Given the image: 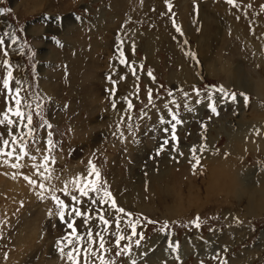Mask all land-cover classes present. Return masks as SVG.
Instances as JSON below:
<instances>
[{
	"label": "rangeland",
	"instance_id": "374dc122",
	"mask_svg": "<svg viewBox=\"0 0 264 264\" xmlns=\"http://www.w3.org/2000/svg\"><path fill=\"white\" fill-rule=\"evenodd\" d=\"M262 6L264 0H236V6L226 0H0V8L9 10L0 14V36L10 34L0 47V113L15 107L14 92L2 84L11 68L10 87L20 88L31 104L23 111L32 113L35 129L27 135L26 120L11 113L14 123L0 124V141H10L5 151L15 149L12 157L0 156V264H70L72 245L62 240L75 243L69 223L82 248L89 229L94 237L100 232L112 264H264V96L255 93L264 82ZM149 44L150 62L144 53ZM20 59L27 81L16 84L13 65ZM135 64L140 77L131 84ZM183 68L188 77L179 80ZM169 110L182 121L175 139ZM257 131L263 133L260 145L250 144L256 152L240 142L231 145L242 157L232 159L235 174H229L232 166L212 165L213 150L217 160L226 159L232 139ZM21 137L28 155L17 160ZM89 160L117 206L140 220L139 246V235L120 242L131 244L130 255H116L114 235L117 219L119 234H131L129 217L110 202L100 204L102 192L83 197L73 190L71 181L87 175ZM51 190L69 206L63 222ZM72 207L87 221L69 215ZM167 207L173 213H165ZM100 214L112 221L106 231ZM197 217L199 228L192 223ZM170 244H178L177 251ZM92 248H99L98 237Z\"/></svg>",
	"mask_w": 264,
	"mask_h": 264
},
{
	"label": "snow or ice",
	"instance_id": "6c2138e0",
	"mask_svg": "<svg viewBox=\"0 0 264 264\" xmlns=\"http://www.w3.org/2000/svg\"><path fill=\"white\" fill-rule=\"evenodd\" d=\"M226 2L232 6H236V0H226ZM264 7V6H262ZM169 8H171V5L169 4ZM9 11L8 9H2L0 8V14H2L3 12ZM177 32H181V29L179 27L176 28ZM182 34V32H181ZM10 34L5 32L3 33V36H0V47H3L5 41H4V37L9 36ZM11 39L13 41V43H15L16 41V37L15 36H11ZM4 55L7 56L8 53L5 51ZM121 57H123V52L121 51ZM193 58L194 54H193ZM4 65H9V61L8 60H4L3 61ZM121 64L126 63L125 59H121L120 60ZM134 72V70H133ZM151 72H149V76H151ZM14 79L11 68H9L6 77L3 79L2 84H3V88L8 90L9 95H12L14 92V96H13V103L15 105L14 108H8L4 113H0V116H2L3 118L0 119V124H5L7 123L8 125H12L14 123V121L12 119H10L9 117V113H11L13 116H15L19 121H25L26 123L23 124V126L25 128L28 129L27 135L31 136L32 133L34 132V128L32 127L33 124V115L31 112L25 113L23 111L24 108H31V104L28 102V100L26 98L21 97L20 92L21 89L16 87V88H11L10 87V83L11 81ZM111 79V78H109ZM121 79H124V77H121ZM154 79V78H153ZM16 84H19L20 82L17 80L15 81ZM115 83V82H113ZM218 91H220L221 93H224L225 90L223 87H220L218 89ZM114 92V89H113ZM149 92V103L152 102V98H151V89L148 90ZM169 95H171V93H169ZM197 95H199V92L197 91ZM232 95V99L235 100V96L236 94L233 93ZM241 96L244 97V101H245V106H247V102H248V97L247 95H245L244 93L240 94ZM197 103H199V101H197ZM37 109L40 108V105L37 104L36 105ZM113 107H115V105H113ZM165 107L167 108V104L165 105ZM209 107L211 108L213 113H216V109L215 107H213L212 105H209ZM132 108V104L131 102L128 103V109ZM191 110V109H189ZM169 113L172 115V119L176 122L175 124L172 125V129H173V139H175V127L176 124L181 123L182 121H180L179 119H177L176 114L172 113L171 110H169ZM129 119H131V117H129ZM161 123H164L163 119H161ZM48 127H51V125H48ZM117 131H119V127H117ZM167 131V130H166ZM9 135L12 136L11 139V144L12 145H16L17 144V137L15 135H12V133H9ZM122 135V133H121ZM21 140V144H20V154L16 156V159H22L23 156L28 155L27 151H26V144L23 143V137L20 138ZM0 143H2L3 146H0V156H7V157H12L15 149L13 148L11 151H5V148L9 146L10 141L7 139H3L2 141H0ZM168 141H165V144H167ZM49 144H51V141H49ZM203 150V149H201ZM193 152H195V149H193ZM195 158V156H194ZM49 159L48 156L44 157V160L47 161ZM5 163H7V161H5ZM197 163H199V160L197 159ZM12 167H18L17 164H13ZM41 168H44L45 172H48V168L46 167V165L44 163H42L40 165ZM50 178V177H45ZM25 179L29 180V183L35 185L36 181L31 180L28 177H25ZM72 185H73V190L78 192L80 194V196L83 197H87L89 195V193H101L102 192V196L99 198V203L100 204H104L106 202H110V206L112 209L115 210V212L117 214H123L125 216L129 217V220L127 221V224L129 225L130 229H131V234L127 237H125L124 235L119 234V228H120V220L117 219L116 220V227H117V233H114L115 237H116V247L120 249V251H118L116 253L117 256L120 255H130L131 252V244H126L123 247H121L120 242L122 240H129L131 241L133 237L139 235V239H137L135 241L136 245L139 246L140 241L144 238L142 233H137L136 228L137 225L140 223L139 218H137L135 221H133L131 219V214L127 213L125 211V209L120 208L117 206L115 199L112 197V194L110 191L107 190V186H106V182H102L101 180V174L100 171L95 167V165L92 163L91 160H89L88 162V171H87V175L86 176H77L75 177L72 181H71ZM41 192L38 194L40 196V198H44L43 197V192L45 190V186L43 183H41L39 185ZM64 194L70 195L69 189L67 187V184L65 185L64 189ZM51 197L53 199V201L56 203L59 211H58V215L61 219V221L63 222L64 220V215L65 212L64 210L66 208H68L69 206L65 204V202L61 199H59V197H57L55 195V191L51 190ZM71 199L75 204H81L82 201L75 195H71ZM93 204L97 203V200H93L92 201ZM72 213L75 214V216L80 217V216H84L85 220L87 221L88 219V215L84 212H82L80 210V208L77 207H72L71 212L69 213V215H71ZM98 219L100 220V222L105 226V231L107 230V227L110 223H112V221H110L109 219H106L105 216L103 214H100L98 216ZM199 220V218L197 217L196 221H193L192 223L194 224L195 227L199 228L200 225L197 222ZM148 223H155V221H148ZM68 227L72 229V236L75 239V243H73L72 239H69L68 237H64L63 239H67L68 243L72 245L71 250H69L66 253V257L67 260L70 262V264H81V260H80V256L81 253H83V264H92V260L91 257H96L99 261V264H112L111 261H108L105 259L104 254L105 252L108 251L107 248H105V240H104V236L100 233L97 232L95 233V237L99 238V248L97 250H93L92 248V243L95 239L93 232L91 229L88 230L87 232V237H88V246L87 247H80V242L82 240V237L77 233V229L74 227L73 223H69ZM164 228L167 227V222L163 225ZM163 230V228H162ZM61 240L57 241V246H58V251L60 252L61 256L64 257L65 256V252H64V248L61 247ZM169 247L172 249L173 252L177 251L178 249V244L177 245H172L170 244ZM99 253V254H98ZM131 264H136L135 260L131 261ZM220 264H227L226 261L221 260Z\"/></svg>",
	"mask_w": 264,
	"mask_h": 264
},
{
	"label": "bare ground",
	"instance_id": "6f19581e",
	"mask_svg": "<svg viewBox=\"0 0 264 264\" xmlns=\"http://www.w3.org/2000/svg\"><path fill=\"white\" fill-rule=\"evenodd\" d=\"M195 23H191V26H190V32H188L190 35L194 36L196 31H195ZM92 31V30H91ZM139 37V36H138ZM138 37H136L135 40H133L135 43H136V40L138 39ZM197 39V38H196ZM132 41V43H133ZM154 41V40H153ZM153 46V45H152ZM136 49V48H135ZM144 53L147 57V60L150 62V59L152 58V55H150L153 51V48L151 47V44L147 45L145 48H144ZM150 55V56H148ZM225 64V63H224ZM227 64V63H226ZM138 66L139 64H135V66L132 67V71L131 73H133V75H130L128 76V78H133V81H131V84L134 83V80L138 77H140V75L137 73V69H138ZM227 66V65H225ZM13 68H14V72L16 73L15 77L16 79L21 82V83H24V81L26 80L25 78V71H24V65H23V62L20 61L15 63L13 65ZM211 69H215V66H212ZM134 70V72H133ZM144 75V74H143ZM145 77V76H144ZM184 77H188V74H187V71L185 68H183V72L178 74L177 75V79L181 80L182 78ZM27 81V80H26ZM260 84H258L257 87H255V93L259 96H264V82H259ZM250 137H243L242 139H239V138H234L231 140V142L228 143V145L224 148V150L227 152V157L226 159H223V160H217V155L215 153V151L213 150L212 151V154H211V157H210V161H212V165H215L218 161L220 162V165L222 166H232V169L230 168V173L229 174H235V172H237V169H236V163L232 160V159H238V160H242V157L239 156L235 151L234 149L231 147V145H234L235 143L237 142H240V143H243L247 146V148L251 151H254L256 152V150L254 148H252L250 146V144L253 145V147H258L261 143V139L263 137V133L260 132V131H257L256 134L251 132L250 134ZM257 154V153H256ZM203 159V158H202ZM207 158H205L203 160V163L206 164V162L209 161ZM239 167V165H238ZM229 186H233V185H230L228 183ZM189 202V201H188ZM172 212L173 213V210L170 208V207H167V209H165V213L167 212Z\"/></svg>",
	"mask_w": 264,
	"mask_h": 264
}]
</instances>
